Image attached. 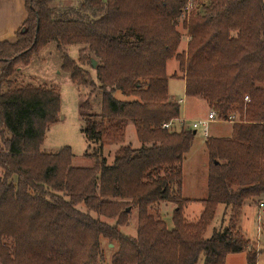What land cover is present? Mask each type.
I'll list each match as a JSON object with an SVG mask.
<instances>
[{
    "label": "trees",
    "instance_id": "1",
    "mask_svg": "<svg viewBox=\"0 0 264 264\" xmlns=\"http://www.w3.org/2000/svg\"><path fill=\"white\" fill-rule=\"evenodd\" d=\"M192 1L187 13V0H80L65 8L60 0H23L22 27L13 42L0 43V264H100L103 240L115 248L110 264H225L241 253L256 263L237 219L246 203L264 197V0ZM179 23L187 37L181 54ZM50 44L71 84L89 90L79 116L93 146L84 154L94 160L89 168L72 167L69 147L40 151L60 95L17 79ZM73 46L75 61L66 55ZM169 60L186 98L204 101L219 121L238 120L227 122L228 136L205 137L201 200L181 193L196 132L183 121L175 128L180 105L167 90ZM128 125L136 149L122 144ZM105 143L118 146L109 165ZM162 203L173 205L170 230L152 208ZM191 203L202 207L195 222L184 217ZM220 205L230 223L207 238ZM132 211L129 237L119 228Z\"/></svg>",
    "mask_w": 264,
    "mask_h": 264
},
{
    "label": "rangeland",
    "instance_id": "2",
    "mask_svg": "<svg viewBox=\"0 0 264 264\" xmlns=\"http://www.w3.org/2000/svg\"><path fill=\"white\" fill-rule=\"evenodd\" d=\"M80 0H60L59 6L65 8L73 6L79 3ZM202 3H206L207 0H201ZM58 6L57 3L52 4ZM191 8L190 10H192ZM200 11V10H199ZM197 12V10H196ZM178 31L182 36L180 45L178 47V54L185 52L187 45V37L185 31L182 29L181 23L178 25ZM79 47H69L66 49V55L73 61L77 59ZM61 61V54L57 51L55 44H50L38 54H35L31 58L30 64L21 69V74L17 79L25 84L36 86H47L54 88L60 95V111L59 117L56 123L51 125L45 135L43 145L40 148L42 153H55L63 147H69L72 154V167L76 168H89L93 165L94 160L84 156L85 152H91L93 146L86 141L81 130L83 128V122L80 119V105L85 100V96L88 94L87 89H80L73 86L68 76L62 73L59 69ZM166 76H168L167 90L170 98L180 105V120L183 121V126H189L192 122L205 119L207 113L212 111L207 104L196 98H186L184 96V82L177 77L180 73L177 71V62L175 60H169L166 63ZM176 74V78L172 75ZM93 76V74H92ZM114 98L119 101H129L131 98L123 97L119 92H116ZM248 101V99H247ZM91 112L93 115L99 114L100 99L97 94H93L90 99ZM177 121L175 128H179L181 125ZM233 122H238L234 118ZM181 123V124H182ZM210 136L224 137L228 136L231 131V124L220 122H212L207 125ZM196 135L192 142L191 148L186 155V159L183 162L182 169L187 176L186 182L193 184V190L189 191L187 197L200 198L204 196L203 187L200 185L198 177L204 168L201 167L203 162H206L205 152L203 148L205 136L202 133L201 128L195 130ZM123 145H128L131 148H138L139 144L136 140L134 129L131 125H128L124 132ZM118 146L105 143L103 146V155L106 157L107 164H111L114 152ZM205 174V173H204ZM195 180V181H194ZM187 190V191H188ZM260 197L259 203L250 207L242 208L241 215L237 219V226L242 225V229L245 234V238L249 240L250 248L255 252L256 263L264 264V208L260 209L259 204L264 205V198ZM254 203V202H253ZM186 208L184 217L188 222H195L202 210L199 205H191ZM173 209V205L170 204ZM222 206V205H220ZM224 209V206H222ZM153 210L158 213L166 212L161 204L153 206ZM82 210L83 207L80 206ZM167 214V213H166ZM230 211L223 212L222 209L217 210L215 219L208 229L206 236L209 238L212 233V228L223 227L226 228L230 223ZM137 215L136 211H132L129 216V224L127 227L119 228L120 233L125 236H135ZM166 227L170 230L172 224L164 217ZM103 221V220H101ZM109 225L114 222H106ZM259 228V232H258ZM259 234H258V233ZM111 245V244H110ZM108 245L107 241H101L100 249L102 250V261L100 264H110L111 255L115 252L114 245ZM225 264H247L245 260V254L229 255L225 260Z\"/></svg>",
    "mask_w": 264,
    "mask_h": 264
},
{
    "label": "crops",
    "instance_id": "3",
    "mask_svg": "<svg viewBox=\"0 0 264 264\" xmlns=\"http://www.w3.org/2000/svg\"><path fill=\"white\" fill-rule=\"evenodd\" d=\"M24 17H25V10H24L23 0H0V43L5 42V41L13 42L15 40V35L20 30V28L22 27V24L24 22ZM181 81L184 82L183 80H181ZM208 134H209V132H208ZM201 167L204 168V171H201L200 176L198 177V179H195V180H200V183H202L200 186L203 187L204 196H202L200 198L187 197L188 192H190L188 190L189 187H190L191 191L194 188H193L192 183L186 182L187 176L184 174L183 169H182L181 193H182L183 197H185L187 199H194V200L195 199L201 200L205 197L206 162H203ZM263 198L264 197H262L261 199H263ZM254 204L255 203H251V202L246 203L243 207L244 208L250 207ZM191 205H199V207H201V204H198V203H191ZM161 206H163L164 210H166V212L161 213V215L170 221V217H171V213H172V207L170 206V204H166V203H162ZM189 206L190 205H188V207ZM187 209L190 210V208H185V210H187ZM220 209H222L223 212H225V208L223 209L222 206H218L216 209V213H217V210H220ZM185 210H184V212H185ZM216 213H215V215H216ZM239 227L243 231L242 225L241 226L239 225ZM243 233H244V231H243Z\"/></svg>",
    "mask_w": 264,
    "mask_h": 264
},
{
    "label": "built area",
    "instance_id": "4",
    "mask_svg": "<svg viewBox=\"0 0 264 264\" xmlns=\"http://www.w3.org/2000/svg\"><path fill=\"white\" fill-rule=\"evenodd\" d=\"M192 5H193V1L192 0H187L186 7H185V11L187 13L190 12V9L192 8ZM245 101L247 102V98H245ZM214 121H216V122L218 121L216 113L214 111H209V113L207 114V117L205 119H201V120L192 122L191 127L194 130H197L198 128H201L203 135L205 137H207V135H208L207 125H209L210 123H212ZM233 121H234V117L233 116L228 117L226 120H220V122H223V123H227V122L228 123H232ZM259 208L260 209L264 208V205L260 203L259 204ZM258 232H259V228H258Z\"/></svg>",
    "mask_w": 264,
    "mask_h": 264
},
{
    "label": "water",
    "instance_id": "5",
    "mask_svg": "<svg viewBox=\"0 0 264 264\" xmlns=\"http://www.w3.org/2000/svg\"><path fill=\"white\" fill-rule=\"evenodd\" d=\"M92 67L94 68L96 65V62L94 60H91ZM111 246V245H110Z\"/></svg>",
    "mask_w": 264,
    "mask_h": 264
}]
</instances>
